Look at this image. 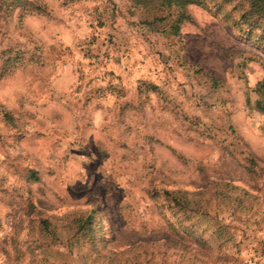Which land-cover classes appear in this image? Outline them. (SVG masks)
I'll list each match as a JSON object with an SVG mask.
<instances>
[{
  "label": "rangeland",
  "instance_id": "rangeland-1",
  "mask_svg": "<svg viewBox=\"0 0 264 264\" xmlns=\"http://www.w3.org/2000/svg\"><path fill=\"white\" fill-rule=\"evenodd\" d=\"M242 12L0 0V264H264V42Z\"/></svg>",
  "mask_w": 264,
  "mask_h": 264
},
{
  "label": "trees",
  "instance_id": "trees-1",
  "mask_svg": "<svg viewBox=\"0 0 264 264\" xmlns=\"http://www.w3.org/2000/svg\"><path fill=\"white\" fill-rule=\"evenodd\" d=\"M244 12L237 20V25H245L248 29V35H254L255 38L263 37L264 42V0H238ZM76 231L83 238L88 235L93 236V216L88 214L83 220L77 221Z\"/></svg>",
  "mask_w": 264,
  "mask_h": 264
}]
</instances>
